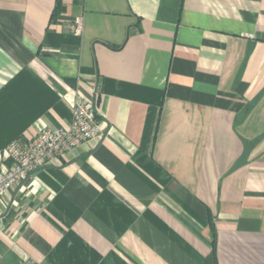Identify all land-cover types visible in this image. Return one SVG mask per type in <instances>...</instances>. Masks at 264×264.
Instances as JSON below:
<instances>
[{
    "label": "crops",
    "instance_id": "crops-1",
    "mask_svg": "<svg viewBox=\"0 0 264 264\" xmlns=\"http://www.w3.org/2000/svg\"><path fill=\"white\" fill-rule=\"evenodd\" d=\"M77 100L107 135L0 200V264H264V0H0V171Z\"/></svg>",
    "mask_w": 264,
    "mask_h": 264
},
{
    "label": "built area",
    "instance_id": "built-area-1",
    "mask_svg": "<svg viewBox=\"0 0 264 264\" xmlns=\"http://www.w3.org/2000/svg\"><path fill=\"white\" fill-rule=\"evenodd\" d=\"M82 31V19H78L73 32L81 34ZM106 135V122L99 117L96 105L77 100L68 126L40 130L29 138L16 139L6 147L3 152L6 165L0 171V200L39 170L58 165L68 152L93 140L102 141Z\"/></svg>",
    "mask_w": 264,
    "mask_h": 264
}]
</instances>
